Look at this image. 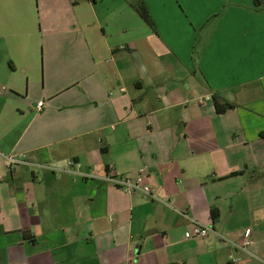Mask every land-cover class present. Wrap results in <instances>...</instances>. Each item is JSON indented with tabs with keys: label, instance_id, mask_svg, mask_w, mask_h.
<instances>
[{
	"label": "crops",
	"instance_id": "0c3cea01",
	"mask_svg": "<svg viewBox=\"0 0 264 264\" xmlns=\"http://www.w3.org/2000/svg\"><path fill=\"white\" fill-rule=\"evenodd\" d=\"M0 264H264V0H0Z\"/></svg>",
	"mask_w": 264,
	"mask_h": 264
},
{
	"label": "built area",
	"instance_id": "2783aa9c",
	"mask_svg": "<svg viewBox=\"0 0 264 264\" xmlns=\"http://www.w3.org/2000/svg\"><path fill=\"white\" fill-rule=\"evenodd\" d=\"M43 105H44L43 101L38 102L39 109L43 107ZM21 156H18V155L8 156L6 158L7 165L9 167H13V166H16L17 164L28 163L27 161L23 160ZM74 164H75L74 161H70L68 163V165H74ZM145 177H146L145 170L141 169L135 176H121L117 174H114V175L107 174L106 176H103L102 179L105 182L112 184L113 186L121 190H124L125 192L131 193V194L140 192L145 196L152 197L154 199H157L158 201H161L159 198H157L156 196L152 194L151 187L146 183ZM211 232L215 233V231L210 225L194 221L192 228L187 233V237H190V238L205 237ZM218 235L221 238L226 239L222 235L220 234ZM226 240L236 249L253 257V254H251V252L249 251V246L251 244V229H246L242 239L238 242H234L229 239H226Z\"/></svg>",
	"mask_w": 264,
	"mask_h": 264
},
{
	"label": "trees",
	"instance_id": "16d2710c",
	"mask_svg": "<svg viewBox=\"0 0 264 264\" xmlns=\"http://www.w3.org/2000/svg\"><path fill=\"white\" fill-rule=\"evenodd\" d=\"M255 5H259L260 4V0H254ZM138 11L141 15V17L145 20V22H147V24L151 25L154 27V22L148 12V9L146 6L144 5H140L138 8ZM213 100L215 103V108L217 113H224L227 109L233 108L234 105L224 101L221 98H218L217 96H213Z\"/></svg>",
	"mask_w": 264,
	"mask_h": 264
}]
</instances>
